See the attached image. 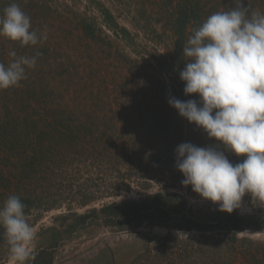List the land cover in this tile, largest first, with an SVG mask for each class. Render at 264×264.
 I'll return each mask as SVG.
<instances>
[{"label": "trees", "instance_id": "1", "mask_svg": "<svg viewBox=\"0 0 264 264\" xmlns=\"http://www.w3.org/2000/svg\"><path fill=\"white\" fill-rule=\"evenodd\" d=\"M88 1L100 13L104 26L129 44L128 48L132 50L135 42L127 27L118 23L113 12L101 0ZM111 1L116 3V0ZM155 1L163 3L156 11L155 22L163 24V34L171 33L170 48L157 61L156 75L160 79L147 75L144 90L148 100L145 106L134 104L126 120L129 124L125 121L117 124L107 116L110 109L97 108L94 102V110H88L69 107L63 102L53 106L47 102L39 104L21 95L17 105H5V114H16L17 122L14 119L0 121V206L9 196H18L26 205L25 213L31 225L34 220H30V216L35 218L66 203L67 213L58 215L55 220H65L72 230L92 225L127 232L144 225L166 229V235L161 238L164 242L157 247L159 250H147L132 264H264V241L237 237L238 232L247 228L264 231V209L257 208L250 195L246 194L244 198L247 197L251 201L250 206H254L251 219L240 216L239 209L231 214L218 210L211 219L195 218L190 208L182 209L185 204L181 191L195 198L200 196L191 186L185 187L181 183L184 177L175 166L176 147L184 142L206 147L215 145L217 141L182 118L168 103L169 97L180 100L197 97L184 94L185 84L179 75L186 64L183 46L192 29L217 11L236 7L239 0ZM5 4L10 5L0 0V15L7 7ZM246 5L264 12V0H251ZM35 10L32 4L30 12ZM77 27L87 44L103 40L101 30L87 18H81ZM225 155L234 164L246 158L231 152H225ZM85 162L93 167L94 173L96 171V191L84 187L86 189L82 192L79 187L73 192V198L50 196L52 193L48 189L53 181L60 180L64 186L67 170L78 173L79 167L85 168L81 165ZM161 165L164 170L161 173L169 175L162 185L155 178ZM79 178L71 180L76 182ZM87 178V181L93 179ZM46 181L44 188L42 184ZM133 184L142 190L152 187V184L158 188L152 194L126 198ZM79 185L67 181L66 186L73 190ZM163 188L174 191H163ZM120 196L126 199L103 201L82 213L75 211V208ZM173 231L194 234L192 237L183 234L173 238ZM168 239H173L172 243H167ZM4 240V229L0 227V243ZM36 258L38 256L33 262L42 264Z\"/></svg>", "mask_w": 264, "mask_h": 264}, {"label": "rangeland", "instance_id": "2", "mask_svg": "<svg viewBox=\"0 0 264 264\" xmlns=\"http://www.w3.org/2000/svg\"><path fill=\"white\" fill-rule=\"evenodd\" d=\"M8 4L16 3L31 18L32 29L38 33L47 30V40L36 46H21L18 42H12L0 36V62L7 64L12 57L11 51L17 56H33L36 52L42 53L37 58L36 67L28 69L26 79L19 86L0 90V121L14 119V113H6V108L17 100L21 95L35 103H67L69 107H83L94 110L93 103L97 108L110 109L107 114L117 124H129L126 122L131 115L134 104L145 106L147 92L144 90L149 74L153 78L160 79L157 74V61L170 48L171 33L163 34V24H156V11L163 3L155 0H101L114 14L120 25L127 27L135 42L134 50L128 48L120 38H117L103 23L100 13L92 7L88 0H5ZM251 0H245L250 3ZM32 4L35 10L30 9ZM6 5V4H5ZM7 6V5H6ZM145 13V15H144ZM148 16H151L149 18ZM87 18L94 22L101 30L103 38L99 43L87 44L79 34L77 27L81 18ZM12 45H16L13 47ZM130 58V59H128ZM147 76V78H145ZM143 79V80H142ZM153 81V80H152ZM146 92V94H145ZM199 100V97H196ZM41 113V112H40ZM136 121V120H134ZM130 126V125H129ZM128 126V127H129ZM85 162V168L80 172L67 170L69 184H80L73 190L67 189V181L55 180L50 184L48 191L50 196L61 199L73 198V192L79 187L83 192L96 191L94 184L93 167ZM86 169V171H85ZM155 178L159 184H163L169 177L161 173V165ZM60 174V173H58ZM81 177L76 182L71 179ZM87 177H92L91 181ZM75 179V178H74ZM87 179V180H85ZM162 180V181H161ZM44 182L42 185L45 188ZM49 183V180H48ZM86 187V188H84ZM157 185L142 190L133 184L132 191L126 198H137L140 194L148 195L156 191ZM163 191H174L163 188ZM184 193L182 209L192 210L196 217L211 219L214 212L218 211V205L202 197H192ZM60 195V196H59ZM125 197H113L75 208L77 213H82L91 207L98 206L103 201H121ZM252 200V199H251ZM66 201V200H64ZM257 208L260 206L254 203ZM248 198H244L239 209V215L245 219L254 217L253 205ZM1 207V206H0ZM67 204L51 211L43 212L34 220L32 226L38 233L35 257L38 263L47 264H132L147 250L157 252L164 242L161 238L167 230L161 227L142 226L132 232L120 231L109 227L92 225L70 229L65 220H55L60 214L67 213ZM173 238L184 234L192 237L193 232L182 233L173 231ZM238 238L245 237L251 241H264V231H256L251 228L238 232ZM168 239L167 243H172ZM35 260V258L33 259ZM33 260L29 264H35ZM0 264H9L8 245L6 238L0 243ZM231 264V263H230Z\"/></svg>", "mask_w": 264, "mask_h": 264}, {"label": "clouds", "instance_id": "3", "mask_svg": "<svg viewBox=\"0 0 264 264\" xmlns=\"http://www.w3.org/2000/svg\"><path fill=\"white\" fill-rule=\"evenodd\" d=\"M0 36L21 46H36L48 38L46 29H32L30 16L16 3L0 15ZM40 55L17 56L11 51L12 59L0 62V90L19 86ZM182 55L183 92L199 100L169 97L168 103L217 141L206 147L190 142L176 147L182 185L228 214L241 208L246 194L264 206V12L244 7L239 0L236 7L209 15L192 29ZM225 152L246 158L234 164ZM25 207L16 195L0 207L9 264H29L35 258L38 233Z\"/></svg>", "mask_w": 264, "mask_h": 264}]
</instances>
